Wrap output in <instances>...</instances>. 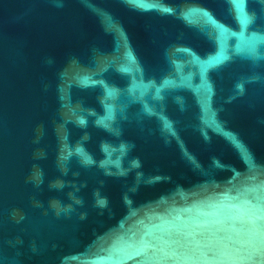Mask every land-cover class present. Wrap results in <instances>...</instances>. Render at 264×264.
Masks as SVG:
<instances>
[{
  "label": "water",
  "instance_id": "1",
  "mask_svg": "<svg viewBox=\"0 0 264 264\" xmlns=\"http://www.w3.org/2000/svg\"><path fill=\"white\" fill-rule=\"evenodd\" d=\"M0 264H264V0H0Z\"/></svg>",
  "mask_w": 264,
  "mask_h": 264
}]
</instances>
